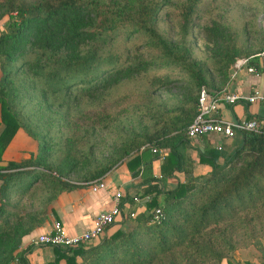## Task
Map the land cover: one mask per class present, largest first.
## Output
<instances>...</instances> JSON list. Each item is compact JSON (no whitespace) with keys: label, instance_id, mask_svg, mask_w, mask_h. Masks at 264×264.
<instances>
[{"label":"trees","instance_id":"16d2710c","mask_svg":"<svg viewBox=\"0 0 264 264\" xmlns=\"http://www.w3.org/2000/svg\"><path fill=\"white\" fill-rule=\"evenodd\" d=\"M169 1L0 0V20L6 17L0 30V160H5L1 153L17 128L36 142L35 152L0 165V264L15 258L28 264L23 252L33 244L22 248L21 238L49 220L52 201L61 192L99 182L123 161L131 169L144 163L145 174L150 160L159 159L160 148L167 149L159 161L160 176L183 170L182 181L167 189L148 181L135 195L143 198L144 210L122 209L107 226L113 229L95 242L50 246L52 258L43 264H58L59 259L65 264H220L225 259L231 264L234 250L249 245L264 258V132L241 130L231 149L201 150L200 162L210 166L202 174L188 173L178 150L187 138L184 131L195 114L200 86L213 87V77L224 83L234 60L249 53L211 19L198 29L206 55L193 57L185 38L209 0L174 4L175 39L156 25ZM116 37L135 47L141 44L146 54L100 50ZM247 63L260 72L255 57ZM175 68L177 73L172 72ZM19 76L39 86L46 107L61 106L70 93L91 97L140 77L145 78L140 91L144 102L151 103L157 90L171 87L178 99L160 110L149 128L125 135L105 161L84 165L81 171L83 162L69 137L53 164L48 161L50 139H38L22 122L13 104ZM172 82L176 84L167 86ZM87 118L83 127L93 130L95 118ZM71 173L78 174L75 181L68 178ZM38 181H43L47 197L39 209H25L19 199ZM157 208L160 214L154 218Z\"/></svg>","mask_w":264,"mask_h":264},{"label":"rangeland","instance_id":"374dc122","mask_svg":"<svg viewBox=\"0 0 264 264\" xmlns=\"http://www.w3.org/2000/svg\"><path fill=\"white\" fill-rule=\"evenodd\" d=\"M180 1L182 0H170L171 4L160 10L156 22L158 29L169 39L179 37L172 10L174 4ZM203 9L193 20L192 30L185 38L193 57L202 59L206 55L198 29L209 20L215 19L224 25L237 43L249 53L247 56L237 57L238 59L245 57L248 61V57L252 56L260 62L262 57L260 52L264 49V0H209ZM4 19L5 16L0 20V30ZM114 40L115 43L103 45L100 50H115L122 56L127 52L146 54L141 44L135 47L131 43L126 44L119 37ZM172 72L177 73L176 68ZM214 79L218 78L213 77V81ZM174 84L176 83L172 82L167 86L171 87ZM16 86L18 94L13 104L19 111L22 122L37 132L38 139L40 137L50 139L48 161L56 163L61 156V148L66 143L65 139L69 137L72 140V148L83 162L81 171L84 170V165L91 167L105 161L113 154L125 135L149 128L155 115L160 110L175 105L178 99V96L173 94L176 89L171 87L157 90L151 103L144 102L146 100L140 95V91L145 89L143 77L127 83H118L108 92L105 91L103 94L99 92L91 97L70 93L58 107L54 105L46 107L39 86L37 84L33 86L28 79L19 76ZM206 88L209 89L207 86ZM130 91L131 95L125 96ZM87 115L95 118L96 125L93 130L83 127L89 122ZM101 118L102 122L99 121ZM32 140L35 142V139ZM68 178L75 181L78 174L71 173ZM29 188L24 197L19 199V204L25 209H39L43 205V199L47 197L43 181H38ZM35 235L31 236L29 242ZM249 246L256 249L253 245ZM239 249L234 250L233 255H240L242 249ZM17 262L20 260L15 258L11 264Z\"/></svg>","mask_w":264,"mask_h":264},{"label":"crops","instance_id":"0c3cea01","mask_svg":"<svg viewBox=\"0 0 264 264\" xmlns=\"http://www.w3.org/2000/svg\"><path fill=\"white\" fill-rule=\"evenodd\" d=\"M248 64V63H247ZM228 71L227 79L224 83L218 80L213 82V87L209 88L218 99V114L226 119L238 117H255L264 128V107L260 101L246 102L237 100L232 103L225 102L221 94L224 91L238 92L242 94L249 93L254 87H261L263 76L258 73L250 72L245 66L238 68L231 66ZM2 124L0 123V130ZM239 142L238 134L232 137H223L214 133H207L196 138H185L178 145V150L182 156L183 166L188 169L191 175L202 174L209 171L210 166L205 162H200L199 153L207 148L224 147L231 149ZM162 153H167V149L160 148ZM158 158L150 160V171L144 174L143 164L140 163L136 168H129L125 161L112 167L101 179L102 185L92 188L91 185H80L68 191L61 192L53 201L52 207L54 214L50 215L49 220L42 225L34 228L30 233L21 238L20 246L26 247L31 236L41 231L49 229L54 220H58L65 231L73 234L82 231L92 225L94 215L104 209L111 207L113 203V194L116 190L121 191V208L125 210H134L139 212L144 210L142 204L143 198L139 197V202H134L130 198L138 195L147 182H155L161 189L171 188L176 182L182 181L186 175L183 170H174L172 174L160 176L159 161L161 159L159 151ZM36 151V142L22 129L17 128L12 137L4 147L1 157L4 161L26 156L29 152ZM139 168L136 174L134 170ZM153 176V179H150ZM114 226L105 230L107 235ZM240 255H233L229 258L231 264H264V258L252 246L240 248ZM239 249V250H240ZM24 259L28 264H43V262L52 258V250L48 245L34 246L23 252ZM16 264H25L20 261ZM58 264H65L63 259L58 260ZM220 264H228L227 260H222Z\"/></svg>","mask_w":264,"mask_h":264},{"label":"built area","instance_id":"2783aa9c","mask_svg":"<svg viewBox=\"0 0 264 264\" xmlns=\"http://www.w3.org/2000/svg\"><path fill=\"white\" fill-rule=\"evenodd\" d=\"M262 55L259 62L260 72L263 76V84L261 87H254L249 93L242 94L238 92L224 91L221 94L222 99L227 103H232L237 100L246 102L260 101L264 107V49L260 52ZM244 65L250 72L258 73L254 66L247 64V58H237L233 62V66L238 68ZM218 99L203 85L200 86L196 97V110L191 121L185 127V136L188 138H196L207 133H214L223 137H232L241 130H252L257 132H264V128L255 117H238L226 119L218 114ZM142 148V147H141ZM154 151V148H152ZM162 157V150H158ZM101 180L92 183L91 187L94 189L101 186ZM121 191L116 190L113 194V203L110 208L100 210L94 215L93 223L88 228L69 234L58 220L51 223L49 229L37 233L31 243L34 246L48 245L61 247H75L78 245H86L99 240L104 236L107 226L116 221L120 216L122 210ZM134 202H139V198L132 196ZM133 214V212L131 213ZM160 214L157 208L153 217L157 218Z\"/></svg>","mask_w":264,"mask_h":264},{"label":"water","instance_id":"95a60500","mask_svg":"<svg viewBox=\"0 0 264 264\" xmlns=\"http://www.w3.org/2000/svg\"><path fill=\"white\" fill-rule=\"evenodd\" d=\"M6 164H7L6 161H4V160H0V165H6Z\"/></svg>","mask_w":264,"mask_h":264}]
</instances>
